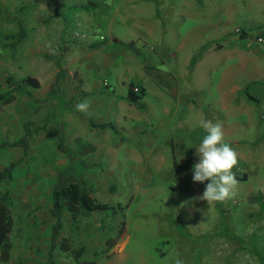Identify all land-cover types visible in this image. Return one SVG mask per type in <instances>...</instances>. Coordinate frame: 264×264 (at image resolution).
<instances>
[{
    "label": "rangeland",
    "instance_id": "374dc122",
    "mask_svg": "<svg viewBox=\"0 0 264 264\" xmlns=\"http://www.w3.org/2000/svg\"><path fill=\"white\" fill-rule=\"evenodd\" d=\"M168 1L82 0L71 5L66 2L64 9L57 8L46 15L69 16L70 19L90 16L87 19L82 17L85 25L98 28L101 24L95 39L103 44L109 40L108 27L102 24L104 16L115 18L111 21L113 33L118 37V33H122L121 38L129 41L128 31L123 27L132 21V16H168ZM181 2L191 14L196 13L195 16L185 15L181 36L169 38L168 34L163 35L166 31L161 30L160 37H134V45L116 44L111 40L109 49L120 47L119 53L109 51L108 63H111L103 66L104 50L99 46L94 58L97 62L88 59L78 61L71 65L72 70L63 62H59L62 69L40 67L37 39L31 54L19 48L21 39L30 43L38 33V16L44 14L39 0L0 2V170L15 163L10 178L0 182V195L7 196L13 222V232L7 243L15 240L10 247L2 245L3 264L13 260L14 264H24V258L47 264L50 225L55 221L49 212L51 189L56 174L65 167L66 157L57 150L54 134L48 130L38 131L43 122L48 125L56 123L66 138L70 135L69 148L79 158L75 165L76 173H83L90 196L108 205L76 219L69 211L63 210V227L57 242L68 239L72 249L81 248L82 263L175 264L179 259L183 264H264V192L257 188L260 179H264V86L250 83L228 104L219 101L221 92L217 89L218 81L231 60L227 52L232 56L235 52L237 57L236 53L244 50L256 60L264 59V43L256 41L258 36L264 35V0ZM217 19L223 21L220 29L233 36L234 43L223 42L220 38L224 37L215 36L214 30H206V26ZM134 20L136 18L132 23ZM200 27L204 29L201 28V34L196 35ZM101 34L105 35L103 39L99 36ZM184 34H188L187 47L182 51L176 49V45L183 40ZM204 41L207 44L200 46ZM216 43L224 48L211 53L209 45ZM255 50L263 52V57L260 58ZM142 52H148L152 62L157 61L147 69L157 77L145 71L146 66L142 62L146 56ZM80 53L77 51L75 54ZM58 73L61 78L68 74L70 82L81 79L84 91L77 93L81 97L86 95L88 99L93 94L106 91L104 78L112 83L110 89L113 87L117 92L124 89L122 80L127 83L144 81L146 108L141 111L135 107L128 108V113L133 110L140 112L141 119L128 120L138 127L141 126L140 121L146 120L145 117L154 122L147 129L143 128L156 134L152 137L155 139L152 152L156 158H161L158 157L160 153L171 156L176 139L182 141V149L172 151V154L176 155L178 165L190 166L189 169L178 171L171 160L160 166L158 163L162 162L157 159L153 165L145 159L129 157V149L132 153L136 145L137 150L150 151L140 145L144 139L142 134L126 130L116 136L119 143L116 160L120 164H114L112 159L106 163L98 161L104 136L108 139L106 142H111L114 135L102 131V137L96 132L99 128L96 124L91 127V123L99 121L97 110L93 108L89 110L91 115H87L88 121L81 122L72 112L81 102V97L67 101L60 84L53 89L51 97L48 96L47 83L50 84ZM20 75L33 76L37 82L39 77L41 84L33 88L13 79L14 85L8 86V76L19 78ZM90 102V105L98 104V101ZM164 108L166 114L162 111ZM246 108L252 110L250 116ZM38 111L44 114L40 121ZM155 118L161 119L163 124H155ZM249 118L254 121L250 124L251 129L247 127ZM203 121L219 123L225 133V141L239 155L238 166L233 169L239 181L237 197L211 206L207 201L194 199L202 195L205 184L210 181L201 184L192 178L193 166L199 161L196 148L207 135L202 127ZM26 123L33 133L28 152L23 157L19 148L4 144L21 138ZM105 172L111 175L110 179L102 175ZM243 174L248 175V181L241 179ZM112 241L116 243L110 247ZM54 252L55 264H76L71 251L58 246Z\"/></svg>",
    "mask_w": 264,
    "mask_h": 264
},
{
    "label": "crops",
    "instance_id": "0c3cea01",
    "mask_svg": "<svg viewBox=\"0 0 264 264\" xmlns=\"http://www.w3.org/2000/svg\"><path fill=\"white\" fill-rule=\"evenodd\" d=\"M2 1L4 2L7 0H0V2ZM39 1L41 2V4H43L42 12L44 14H42V16H38V33L34 35L30 43L26 39L25 40L21 39L20 41L21 43H19V48H23L22 50L26 54H31V52L33 51L32 46L34 45V41H36L37 39L38 59H39L38 62L40 64V67L42 68L43 66L45 68L50 67V66H52V68L54 67L59 68L61 67L59 66V62H63L64 64H67L71 67L73 63L78 62V61H83L85 59H88L90 62H94V61L97 62V60H94V58L97 57V55L95 54V51L99 49L100 47L102 50H104V53H103V56H104L103 64L104 65L103 66L105 65L107 66L109 63H111V61L108 63L109 55L111 54V52L109 51L115 50L112 53H115L116 51L117 53H119L120 51L119 46L112 47V49L108 48V43L111 40H113L116 44L118 42H123V43L125 42V44L126 43L133 44L134 37H146V38H152L155 36L160 37L162 36L160 33L161 30L166 31L165 33H163V35L168 34L169 38L171 37L176 38L177 36H181V34H183L182 31L185 28V20H184V18H186L185 15H188V14L191 16L196 15V13H194L195 15L191 14L185 7H183L184 3L181 2V0H169L167 3L168 6H166V11L168 13V16H162V17L161 16H147V17L144 16L141 18H138V16H132L131 20L133 21L134 18H136V20H134L133 23L131 21L129 24H126L123 27L125 31H128V34L126 36L130 38L129 41H125L124 39L121 38L123 37L122 33H118L119 37L116 36L115 33H113V27L111 25V21L115 20V18H111L110 16H109L110 18H108V16H104V18L102 19V24L104 23L105 27L106 26L108 27V34H109L108 39L109 40L101 44L97 42V39H95L96 34H99L97 33V30L100 29L101 24L98 26V28H96L95 26H87V24L85 25L86 22L84 19H87L90 16H78L73 19H70L69 16L62 17V16H47L46 15L47 13L49 15L50 11H54L57 8L64 9L63 7L65 6L66 2L71 5V3L77 4L78 1L81 2L82 0H39ZM48 6H49V9H48ZM6 15L11 16L8 13ZM82 17H84V19ZM200 18H202V16H200ZM222 23L223 21H220L217 19L216 21L212 22L211 25L206 26V30L208 31L214 30L215 36L224 37V39L220 38L223 42L227 41L228 44L229 42L234 43L235 38L233 36L226 35V32L220 29V25ZM201 28L202 30L204 29V27H200L195 32L196 35L201 34ZM187 35L188 34H184L183 40L181 42L179 41L178 45H176L177 47L176 49L183 51L187 47L186 46L187 45V40H186ZM99 36L101 39L105 37V35L103 36L102 34ZM200 44H201L200 46L206 45L207 42L204 41V42H201ZM209 46H210L209 49H211L212 51L211 53L222 50L224 48L223 45L219 43H216L215 45L210 44ZM77 51L81 52L80 55L75 54L77 53ZM255 51H258V56L260 58L263 57V52H260L259 50H255ZM247 52L245 53L244 50H242V53H236L237 57H235V52H233L234 53L233 56L229 52H227L228 54H226L227 56H230L231 60H230L229 65L225 67V71L223 72L222 78L218 81V84H217L218 92H221L219 101H221L222 103L228 104L232 102V100H234L235 98V94L238 91L246 90V87L250 83L255 82V84H260L264 86V59L262 58L261 60H256L255 58L251 57ZM147 53L148 52L143 53V55L146 56L145 60L142 62L143 65L146 66L145 71L150 76L155 75L157 77L156 73L152 74L150 70H147L148 67L149 68L152 67L151 64H155L157 62V61L152 62L153 60L152 56H150V54H147ZM47 56H50V57L48 58ZM24 64L26 63H23V65ZM17 65L20 66V63H17ZM18 66H15V67L17 68ZM62 68L63 67L59 69H62ZM71 70H72V67H71ZM73 70H75V67L73 68ZM27 76H30V75H26L22 77L20 75L18 76L19 78H12V79H15L16 82L20 81L21 83L24 82L28 84L25 81V78ZM30 77H33V76H30ZM68 77L69 75L67 74L66 77L60 78L59 84L63 88L62 90L65 92L64 94L65 99L67 101H70L71 99L74 100V99L81 97L79 96L77 92L78 91L82 92L84 90L82 88L81 79H78L77 80L78 82H70ZM55 79L56 77L55 78L53 77L51 83L50 84L47 83V86L49 85L47 88V94L49 90L51 89L50 87L54 84ZM242 81L243 83L245 81V83L243 84ZM143 83L145 82L143 81ZM143 83L141 81L133 82V80H131L130 83H127L125 80H122V87L124 89L117 92L116 90H114L113 87H112V90L110 89L112 83L108 79L104 78L103 84L106 87V91L98 95L93 94L92 98L90 97L89 99L86 98V95L81 97V101H84V100L98 101V104L90 105V108H93L94 111L97 110L96 113L99 115L98 117L99 121H94L92 124L98 125V124L105 123L107 124V126L103 129L98 128L96 132L102 134V131L103 133L104 131H106L107 133L109 134L112 133L114 135L113 141L111 142H106L108 139L105 136H104L105 140L103 141L101 140L102 144H101V151L98 152V161L101 162L104 160V162L106 163L108 159H112L114 164L116 163L120 164V161L117 162L116 160L118 157L117 148L119 144L117 142L118 137L116 136L117 134H119L120 131L123 132L126 130V131H133L134 133H137L140 135L142 134L144 139H142V142L140 143V145L146 148L148 147L150 151L149 153L148 152L146 153V152H142L141 150H137L138 146L136 145L132 153L129 149V157L136 159V160L145 159L146 162H149L150 164H153V165H156L154 164V162L157 159L162 162V163H158L160 166L163 164V162H169L171 160L174 166V162H175L174 156L176 155L173 156L172 151H177L179 148H181V146L184 145V143L180 140L177 141L176 139L173 145V150L171 151V156L169 155L164 156L163 153H160L158 157H161V158H156L157 155H155V153L152 152L153 147L155 145V139H153L152 137L153 136L155 137L156 134H152L151 131H148V130L145 131V129L143 128L145 127L147 129V126L148 125L152 126L154 122L151 121L150 117H145L146 120L140 121L141 126L138 127V126L131 124V122L128 120V118H131V120L133 121L137 119L141 120L139 119L140 112L135 113V110H133L130 113H128L129 112L128 108L133 109L135 107L138 111L144 110L146 108V103L143 101L144 95L146 92V87ZM38 84H41L39 77H38ZM95 85L98 86L97 84ZM136 85L140 88V91L138 93V94H141L139 102L142 103L143 107H139L138 105L130 102L127 97L128 90L132 88V86H136ZM27 88L29 87L27 86ZM121 103L122 104L124 103V106L121 105ZM75 109L74 111L72 110V112L76 113L77 118L81 122H87L88 121L87 115L82 112H76ZM245 110L247 112V115L250 116V113H252V110H250V108H246ZM162 111L164 112V114H166L167 112L165 108ZM43 118H44V114H42L41 111H38V121H40ZM155 121H156L155 124H157L158 126H161L163 124V121L161 119L155 118ZM248 121H249V124H247L248 125L247 127H250L251 129L250 124L251 122L254 123V121H251V118H249ZM58 124L60 127L61 123L59 122ZM88 124H90V122H88ZM40 130H43V129H38V131ZM47 130L50 131L49 129H45L43 131H47ZM60 131L63 133L66 145L69 147L71 142L69 141L68 137L70 135H68V137L66 138L61 127H60ZM143 133L145 136L143 135ZM102 137H103V134H102ZM54 138H55V141L57 142L56 136ZM16 140H18V138H16L15 141ZM29 146H30V142H29ZM14 147L19 148V150L22 153V149L20 146H14ZM186 150L187 148L184 151ZM180 154H184V153H179V155ZM89 158H93V157H89ZM66 161H65V166L68 163L67 157H66ZM102 175H107L108 177L107 179H110V176H111L108 172H105ZM98 176L101 177L99 174ZM245 176L246 178L244 180L248 181V178H247L248 175L245 174ZM92 177L93 176H91L90 179H92ZM257 185H258L257 188L258 189L261 188L264 192V179H260ZM96 210H99V209H96ZM96 210H93L92 212ZM54 222L50 225V227H52ZM12 232H13V227H12V231L9 234V238ZM7 240L3 244H6V246L8 247L12 246L15 243V240L9 243H7ZM58 246L59 244L56 241V248L54 249V251L58 248ZM46 250L48 252L49 243H48V247L46 248ZM54 251H53V257L55 255ZM40 261H42L41 258H40ZM23 263L24 264H38L37 260H33L29 258H26V259L24 258ZM0 264H3L1 260V249H0ZM9 264H14V260Z\"/></svg>",
    "mask_w": 264,
    "mask_h": 264
},
{
    "label": "trees",
    "instance_id": "16d2710c",
    "mask_svg": "<svg viewBox=\"0 0 264 264\" xmlns=\"http://www.w3.org/2000/svg\"><path fill=\"white\" fill-rule=\"evenodd\" d=\"M61 74L58 73L56 76L54 86L48 92V96L51 97L53 89L57 88ZM25 81L32 86L37 87L39 84L37 80L33 77L27 76ZM6 83L8 86H13V79L8 76L6 78ZM54 87V88H53ZM17 88H15L16 90ZM127 97L130 102L143 107L142 103L139 102L141 94L135 93L132 88L128 90ZM252 97V96H251ZM94 124L91 123V126ZM99 128H105L107 124L102 123L97 125ZM38 129H49L57 138V149L63 153L67 159V165L58 172L53 187L51 189V208L49 210L52 217H54L55 222L51 227L50 237H49V250L47 252V264H55L53 251L56 248V241L60 231L62 230V212L64 209L70 212L73 219H76L78 216H87L93 210L96 209H105L108 207L107 204L100 203L96 201L89 194V190L84 183L82 177L83 173H76V162L79 161L77 155L73 154L70 148L66 145L64 135L58 128L56 123H51L48 125L47 122H43ZM33 130L29 129L28 123L24 125V135L18 140L5 143L4 145L10 146H20L22 148L23 157L26 156L29 149V142L32 138ZM15 166V163H10L8 166H5L0 170V182L5 178L9 179L11 175V170ZM174 166L178 171L186 170L190 166L184 165L180 166L174 162ZM237 178V177H236ZM246 176L243 174L241 179H245ZM13 222L9 210V202L6 195H0V249L2 244L9 238V234L12 231ZM116 241L110 243V247L113 246ZM71 242L68 239H62L59 243V247L64 251H71L74 261L76 264H94V261H89L82 263L81 254L82 249H72Z\"/></svg>",
    "mask_w": 264,
    "mask_h": 264
},
{
    "label": "clouds",
    "instance_id": "9594fccd",
    "mask_svg": "<svg viewBox=\"0 0 264 264\" xmlns=\"http://www.w3.org/2000/svg\"><path fill=\"white\" fill-rule=\"evenodd\" d=\"M90 104L89 100H84L78 102L75 107L77 111L91 115ZM202 127L207 135L196 148L199 161L193 166L192 178L195 183H210H206L202 195L194 199L207 201L209 206L215 202L234 200L238 195L239 181L233 169L238 166L239 155L225 141V133L219 123L203 121ZM175 264H183V261L176 259Z\"/></svg>",
    "mask_w": 264,
    "mask_h": 264
},
{
    "label": "built area",
    "instance_id": "2783aa9c",
    "mask_svg": "<svg viewBox=\"0 0 264 264\" xmlns=\"http://www.w3.org/2000/svg\"><path fill=\"white\" fill-rule=\"evenodd\" d=\"M238 30V29H237ZM256 41L258 43H264V35H260L256 38ZM132 89L135 93H139L140 88L136 85V86H132Z\"/></svg>",
    "mask_w": 264,
    "mask_h": 264
}]
</instances>
